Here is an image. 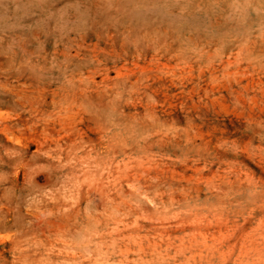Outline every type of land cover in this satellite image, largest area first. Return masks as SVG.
I'll use <instances>...</instances> for the list:
<instances>
[{
    "label": "rangeland",
    "instance_id": "rangeland-1",
    "mask_svg": "<svg viewBox=\"0 0 264 264\" xmlns=\"http://www.w3.org/2000/svg\"><path fill=\"white\" fill-rule=\"evenodd\" d=\"M0 264H264V0H0Z\"/></svg>",
    "mask_w": 264,
    "mask_h": 264
}]
</instances>
